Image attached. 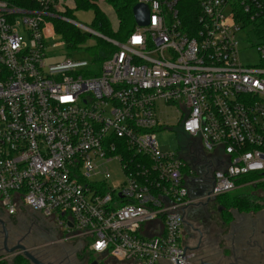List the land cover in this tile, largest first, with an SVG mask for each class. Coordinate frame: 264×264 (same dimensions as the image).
<instances>
[{
	"label": "built area",
	"instance_id": "1",
	"mask_svg": "<svg viewBox=\"0 0 264 264\" xmlns=\"http://www.w3.org/2000/svg\"><path fill=\"white\" fill-rule=\"evenodd\" d=\"M138 3L149 24L119 41L67 15L76 0H0V219L33 218L61 237L50 246L85 240L119 263L200 264L183 239L188 210L246 177L264 181V0ZM53 19L115 47L98 72L50 59L65 46ZM242 30L255 35L257 64L241 58ZM172 119L185 152L159 149L156 131ZM115 160L126 180L110 186ZM21 240L36 255L23 239L13 247ZM2 251L0 262L23 257Z\"/></svg>",
	"mask_w": 264,
	"mask_h": 264
},
{
	"label": "rangeland",
	"instance_id": "2",
	"mask_svg": "<svg viewBox=\"0 0 264 264\" xmlns=\"http://www.w3.org/2000/svg\"><path fill=\"white\" fill-rule=\"evenodd\" d=\"M100 9L107 15V17L110 19L112 27L114 30L117 29V15L112 8L105 0H99L97 2ZM72 19L78 23L83 24L84 26L90 27L95 32L101 34L98 32L94 27V17L95 13L94 10L91 9H73L72 11ZM78 30L81 33L87 34V39L84 43L80 44L77 50L71 51L68 48H66L64 45H60L57 47H50L49 48V54L50 59L53 61L59 60L63 61L66 59H73L78 61H87L89 65L86 67L87 69L91 70L93 73L98 72L100 70V65H97L94 61V54L97 52V49L102 44H107L106 40L102 39L99 35H89V33H86L84 30H81L78 28ZM238 38L241 42L240 50H241V58L243 62L246 64H257L259 62V53L257 51V46L254 44L255 41V35L253 33H248L247 30H242L238 33ZM57 41H62V39L57 38ZM108 45V44H107ZM172 112H176L175 108H172ZM171 125L168 129H158L156 131L157 133V142L159 145V149L162 151H175L177 153L185 152L188 139L183 136V134L180 133V131L177 129L176 121L171 120ZM109 167V178L108 182L110 186H116L119 184H123L125 182V174L122 170L121 163L118 160L112 161L108 164ZM254 193L253 186H243L240 187V184L238 185L237 189L231 191L228 193V195L222 196L221 200L226 198H234L241 194H250ZM216 208V209H214ZM221 211H217V206L213 207L212 215L210 216L211 220V226H213L216 229V232L220 231L222 229L221 226V219H220V213ZM8 224L10 235L18 237L20 233H24V230H28V225L21 224L17 219L15 221H11ZM218 230V231H217ZM214 232L211 235V238H214V235L217 234ZM65 234V233H64ZM66 235V234H65ZM204 236H206V233H204ZM58 237L57 233L48 234V236L42 235L41 240H31L32 237L28 238V241H25L24 243L29 247V249L33 250V252L39 256V258L47 263H53V264H60L65 258L66 255L68 257L70 251L71 253L78 254L77 256L81 258V260L84 258H87L88 263L85 264H92L95 261H98L99 264H124L119 263L116 260L113 259H107V258H101L95 255H92L89 253V250L86 245V241L82 240L83 243L78 245V240L72 241V249L69 248V250H66L61 247L57 246H50V242L53 241V238ZM257 238V237H256ZM17 239V238H16ZM30 239V240H29ZM258 239V238H257ZM259 240V239H258ZM212 241V240H211ZM261 241V240H259ZM214 247H209L206 249L205 254L202 255V258H204L206 261H211L215 264H225L224 255H223V247L225 246L223 240L217 239L214 243H212ZM73 254V255H74ZM17 258V257H16ZM14 259V261L16 260ZM79 259V258H78ZM76 262L79 264L80 261ZM255 262V261H254ZM15 263V262H14ZM12 264V263H9ZM74 264V263H73ZM81 264V263H80ZM84 264V262L82 263ZM264 264V260L263 263Z\"/></svg>",
	"mask_w": 264,
	"mask_h": 264
},
{
	"label": "flooded vegetation",
	"instance_id": "3",
	"mask_svg": "<svg viewBox=\"0 0 264 264\" xmlns=\"http://www.w3.org/2000/svg\"><path fill=\"white\" fill-rule=\"evenodd\" d=\"M204 178V185L201 189L202 194H209L211 189L214 186V177L211 170H208L203 174ZM217 199H211L205 202L200 203L195 208V218L194 221L191 220L188 216L185 217L184 226H183V239L184 241L190 243H195V249L197 250V254L199 257H202L205 254L206 249L209 247H214L212 243H214L217 239L223 240L225 246L223 247V255L225 264H262L264 260V249L259 247L258 255L253 259L242 258L240 259L241 253L244 255L250 254L249 251L244 252L242 247V242L246 240H251L252 237L255 238L260 235H257V232H261L264 227V218L261 216L260 212L258 214V218H251L249 216H239L240 214L237 211H231L233 215V221H231L228 225L225 222H221L222 229L216 232V229L211 226V218L213 212V207L217 206L216 204ZM216 209V208H214ZM32 216V215H29ZM6 219L5 227L8 231L11 220L9 218ZM21 224L28 225V230L25 229L24 233H20L18 237L11 236L9 234V245L13 247V245L19 240L24 239L28 241L29 237H32L31 240H41L42 239V231L40 225L34 223V219L30 220V223H27L25 219L21 218L19 221ZM261 227V228H260ZM4 228L1 227V234H0V253L3 254L2 248H4ZM216 232L217 234L214 235V238H211V235ZM206 233V236H204ZM261 240V238H258ZM30 240V239H29ZM212 240V241H211ZM259 245H260V241ZM250 242V241H249ZM188 245V244H187ZM190 246V245H189ZM256 246H258L256 244ZM255 261V262H254ZM209 262H211L209 260ZM221 264V263H219Z\"/></svg>",
	"mask_w": 264,
	"mask_h": 264
},
{
	"label": "trees",
	"instance_id": "4",
	"mask_svg": "<svg viewBox=\"0 0 264 264\" xmlns=\"http://www.w3.org/2000/svg\"><path fill=\"white\" fill-rule=\"evenodd\" d=\"M99 0H76L78 9H91L94 10V27L95 29L109 36L113 39L123 41L129 36L136 28V21L133 13L134 6L138 0H105L114 9L117 15V29L114 30L110 19L100 9L97 2ZM188 6V5H187ZM186 5H183L185 8ZM67 15L72 16L71 12ZM55 29L60 38L64 41L65 47L71 51L78 49L80 44L84 43L87 39V34L81 33L78 28L60 19H53ZM90 35V34H89ZM108 44H102L98 47L97 52L94 54V61L97 65H101L115 50V47L106 41ZM255 177H246L241 180L240 187L253 186L254 193L241 194L232 199L226 198L221 200L222 196L217 198V211H220V219L228 225L233 221L231 211H237L239 214H256L264 210V181L257 183H250ZM242 183V184H241ZM228 195V194H226ZM225 196V195H223ZM0 264H7L0 262ZM14 264H30L24 257L19 256L16 258Z\"/></svg>",
	"mask_w": 264,
	"mask_h": 264
},
{
	"label": "crops",
	"instance_id": "5",
	"mask_svg": "<svg viewBox=\"0 0 264 264\" xmlns=\"http://www.w3.org/2000/svg\"><path fill=\"white\" fill-rule=\"evenodd\" d=\"M186 172H188V171H186ZM193 182H194V179L192 178V177H188V183H189V185H192V187L194 186L193 185ZM200 196H202V195H200ZM192 197H195V195H192ZM221 209V208H220ZM219 209V210H220ZM222 210V209H221ZM220 210V211H221ZM188 214H187V216L189 217V218H191V220H193L194 221V218H195V214H196V212H195V209H191V210H188V212H187ZM260 214H261V216L264 218V210L263 211H261L260 212ZM243 215H245V214H240L239 216H243ZM245 216H249V217H251V218H258V214H248V215H245ZM18 219H19V217H17ZM17 219V220H18ZM13 222L15 221V220H12ZM19 221V220H18ZM261 228V227H260ZM262 231L259 233V232H257L256 234L257 235H260V236H258V238H261V243H260V245H259V242H258V239L255 237V238H253L252 237V239L251 240H246V241H243L242 242V247H241V249H240V251L242 250V248H243V251L244 252H246V251H249L250 252V254H249V256L248 255H244L243 253H241V255H239L240 256V259H242V258H247V260L248 259H253L254 257H256L257 255H258V251H259V247H261L262 246V248L264 249V227H263V229H261ZM57 238H61V237H57ZM250 241V242H249ZM185 242V241H184ZM186 244H188V245H190L195 251H197L196 249H195V243L194 242H190V243H188L187 241L185 242ZM60 244V246L62 247V248H64V249H66V250H69V248H71L72 249V241L71 242H67V243H59ZM256 244L258 245V246H256ZM207 252V251H206ZM74 253H71V251H70V253H69V255H68V257L65 255L64 257L65 258H63L64 260L62 261V262H60V264H78L77 262H76V260L77 261H80V263L82 264L83 262H84V264L87 262L88 263V259L87 258H84L83 257V259L81 260V258L80 257H78L77 255L78 254H74ZM79 258V259H78ZM88 260V261H87ZM79 263V264H80Z\"/></svg>",
	"mask_w": 264,
	"mask_h": 264
},
{
	"label": "water",
	"instance_id": "6",
	"mask_svg": "<svg viewBox=\"0 0 264 264\" xmlns=\"http://www.w3.org/2000/svg\"><path fill=\"white\" fill-rule=\"evenodd\" d=\"M133 13L135 17V21L137 26H146L149 24L150 19V10L148 5L144 3H137L133 8ZM203 196V195H202ZM221 210V209H220ZM0 224L4 228L3 234H4V250L7 253H14L16 251H21L23 257L30 262V264H52L42 261L40 258H38L36 255H34L32 252L28 251L26 246L22 244V240L12 249L8 247V238H9V231L6 229L4 222L0 219ZM177 260V259H176ZM92 264H99L98 261L93 262ZM177 264H184L181 261L177 260ZM200 264H215L213 262L209 261H202Z\"/></svg>",
	"mask_w": 264,
	"mask_h": 264
}]
</instances>
